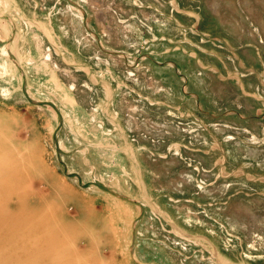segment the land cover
<instances>
[{
  "label": "rangeland",
  "instance_id": "374dc122",
  "mask_svg": "<svg viewBox=\"0 0 264 264\" xmlns=\"http://www.w3.org/2000/svg\"><path fill=\"white\" fill-rule=\"evenodd\" d=\"M212 1L0 0L13 263L264 264V0Z\"/></svg>",
  "mask_w": 264,
  "mask_h": 264
},
{
  "label": "bare ground",
  "instance_id": "6f19581e",
  "mask_svg": "<svg viewBox=\"0 0 264 264\" xmlns=\"http://www.w3.org/2000/svg\"><path fill=\"white\" fill-rule=\"evenodd\" d=\"M218 5H219V0H214L211 2L210 7L212 8V10L216 12L218 11V7H219ZM104 21H106V19ZM4 170H5V167L0 162V171L2 172ZM12 175L14 178H10V179L15 180L14 173H12L11 176ZM12 199H16V201H20L19 191L17 189H11L10 186L5 182V180L2 179V181H0V264H16V263H13L14 262L13 260L18 259L17 257H19L20 255H26L27 258L33 257V250L31 249L32 247L30 248L29 246L31 242L33 243V240H34L33 236L29 234L21 235L18 233V231H24L30 228V223L28 220L24 219L22 216L19 215V213L22 214L24 212V207H22V205H19L18 202L9 203V201H11ZM42 235H43V232H42ZM44 236H42V238H44ZM45 240L43 242L41 241L42 246H44L43 243L45 242ZM37 244L36 246L39 245ZM37 250H40V248L39 249L37 248Z\"/></svg>",
  "mask_w": 264,
  "mask_h": 264
}]
</instances>
